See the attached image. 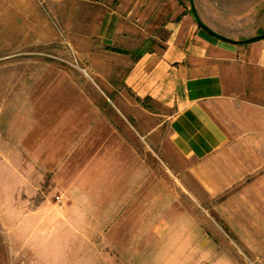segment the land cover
<instances>
[{"label": "rangeland", "instance_id": "rangeland-1", "mask_svg": "<svg viewBox=\"0 0 264 264\" xmlns=\"http://www.w3.org/2000/svg\"><path fill=\"white\" fill-rule=\"evenodd\" d=\"M15 3L0 0V264H264V111L224 158L167 161L88 61L44 42L37 6ZM204 3L219 32L263 33L264 0ZM184 12L143 0L148 26Z\"/></svg>", "mask_w": 264, "mask_h": 264}, {"label": "crops", "instance_id": "crops-1", "mask_svg": "<svg viewBox=\"0 0 264 264\" xmlns=\"http://www.w3.org/2000/svg\"><path fill=\"white\" fill-rule=\"evenodd\" d=\"M14 1L37 6L46 21L41 28L40 22L33 24L44 42L62 47L63 41L88 61L135 136L165 160L222 159L231 139L245 127L259 126L264 111V37L225 41L188 12L176 21L163 18L148 26L143 0L38 1L46 11L35 0ZM203 1L194 0L197 10L205 7ZM19 10L15 8L18 17ZM251 25L231 34L207 26L239 41L258 35L260 28Z\"/></svg>", "mask_w": 264, "mask_h": 264}, {"label": "water", "instance_id": "water-1", "mask_svg": "<svg viewBox=\"0 0 264 264\" xmlns=\"http://www.w3.org/2000/svg\"><path fill=\"white\" fill-rule=\"evenodd\" d=\"M189 1V5H190V11L192 13V15L195 17L196 19V22L198 25H200L202 28L208 30L210 33H212L213 35H215L216 37L222 39V40H225V41H231V42H250V41H253V40H256V39H259V38H263L264 37V26H263V33L259 34V35H255V36H252V37H248V38H245V39H242V40H239V41H235L233 39H230L226 36H223L221 34H218V33H215L213 31H211L207 25H205V23H203L200 18L197 16V13H196V9H195V6H194V2L193 0H188Z\"/></svg>", "mask_w": 264, "mask_h": 264}, {"label": "trees", "instance_id": "trees-1", "mask_svg": "<svg viewBox=\"0 0 264 264\" xmlns=\"http://www.w3.org/2000/svg\"><path fill=\"white\" fill-rule=\"evenodd\" d=\"M190 13H191V11H190ZM192 14V13H191Z\"/></svg>", "mask_w": 264, "mask_h": 264}]
</instances>
